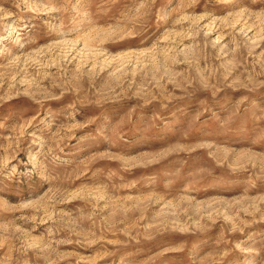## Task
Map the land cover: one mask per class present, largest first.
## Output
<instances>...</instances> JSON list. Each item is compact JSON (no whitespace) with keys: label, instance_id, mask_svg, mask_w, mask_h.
I'll return each mask as SVG.
<instances>
[{"label":"rangeland","instance_id":"1","mask_svg":"<svg viewBox=\"0 0 264 264\" xmlns=\"http://www.w3.org/2000/svg\"><path fill=\"white\" fill-rule=\"evenodd\" d=\"M0 264H264V0H0Z\"/></svg>","mask_w":264,"mask_h":264}]
</instances>
